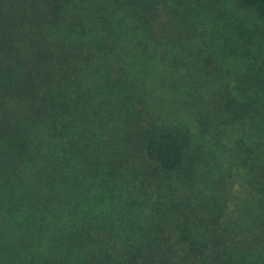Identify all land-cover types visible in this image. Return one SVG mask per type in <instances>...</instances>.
I'll list each match as a JSON object with an SVG mask.
<instances>
[{"label":"trees","instance_id":"16d2710c","mask_svg":"<svg viewBox=\"0 0 264 264\" xmlns=\"http://www.w3.org/2000/svg\"><path fill=\"white\" fill-rule=\"evenodd\" d=\"M75 1L45 0L49 25L32 26L24 41L0 28V264H264V60L222 85L215 75L219 86L193 76L207 97L191 98L203 103L249 200L231 212L216 197L149 205L136 163L167 187L173 174L192 180L190 137L146 115L122 55L130 39L143 41L167 48L159 55L170 68L201 76L203 58L184 59L187 44L205 37L201 13L188 4L162 20L160 0H126L119 34L106 0L93 22L94 7ZM234 1L264 23V0ZM53 28L60 35L50 44L44 32Z\"/></svg>","mask_w":264,"mask_h":264},{"label":"rangeland","instance_id":"374dc122","mask_svg":"<svg viewBox=\"0 0 264 264\" xmlns=\"http://www.w3.org/2000/svg\"><path fill=\"white\" fill-rule=\"evenodd\" d=\"M103 0H76L73 5L81 6L86 12L85 6L94 7ZM108 12L114 29L121 34V19L127 12L126 0H106ZM159 15L162 20L168 19V12L172 7L194 6L200 13L199 21L205 31L203 39H196L186 51L192 54L184 57L190 65L195 56L204 60V74L194 73V67L187 66L184 70L177 72L172 64L171 57L162 59L159 55L162 48L156 50L151 46L143 49V41L138 45L132 39L125 44L124 55H122L125 75L129 81L137 87L141 96L143 111L148 117L160 124L175 126L185 129L189 134V152L193 162L194 173L187 179L183 174L171 175L170 187L163 184L161 178L154 172L153 168L143 163H136L138 172H143V195L149 205H153L159 196L178 197L186 195L204 196L221 200L226 205L228 212L243 206L249 200V194L243 185V176L239 175L238 165L230 161L232 158L227 150L215 138V130L212 127L211 118L203 110V103L191 98L193 93L205 94V84L219 86L215 75H221V85L225 76L231 79L241 77L248 68L255 67L258 62L264 60V23L258 20L251 12L240 9L234 0H160ZM72 5V6H73ZM45 0H0V28L5 27L6 35L13 38L21 36L23 41L32 34L33 27L39 29L49 25L46 19ZM86 17L93 22L98 20V15L103 11L102 7H94ZM99 11V13L97 12ZM167 13V14H166ZM176 17V10L173 9ZM14 19V21L12 20ZM86 19V20H87ZM72 29L73 25L70 24ZM53 33L44 32L47 43L54 44L60 33L56 28L51 29ZM129 34L132 37L135 31ZM41 35V32L38 33ZM26 35V36H25ZM143 35V33H142ZM143 40V37L141 38ZM214 43V46L210 43ZM204 43L208 45L205 46ZM197 46V47H196ZM214 47L209 49L208 47ZM217 49V50H216ZM144 52V54H143ZM197 52H200L199 55ZM216 54L218 62L210 56ZM223 59V60H222ZM173 65V64H172ZM197 75L202 82L195 84L193 77ZM183 77V81L180 79ZM176 79V83L174 81ZM173 81V83H172ZM198 86H203L198 89ZM198 90V91H197ZM227 142V141H226ZM130 158L137 155L126 153ZM182 176V177H181ZM187 179V180H186ZM147 202V201H146Z\"/></svg>","mask_w":264,"mask_h":264}]
</instances>
